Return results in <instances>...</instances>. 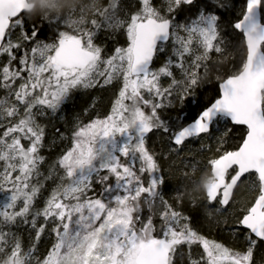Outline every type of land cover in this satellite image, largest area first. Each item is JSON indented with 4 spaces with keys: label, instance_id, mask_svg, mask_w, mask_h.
Returning <instances> with one entry per match:
<instances>
[{
    "label": "snow or ice",
    "instance_id": "1",
    "mask_svg": "<svg viewBox=\"0 0 264 264\" xmlns=\"http://www.w3.org/2000/svg\"><path fill=\"white\" fill-rule=\"evenodd\" d=\"M119 3L91 0L65 14L33 15L27 0H0V56L8 58L0 67V89L7 93L0 97V264H173L180 245L189 253L192 245L202 247L189 264H257L255 254L264 247V0H245L240 16L229 24L238 34L241 55L221 80L218 98L176 131L162 110L173 99L183 102L208 77L212 55L222 53L225 36L231 35L222 19L229 6L226 0L202 5L167 0L165 12L152 0H140L138 10L120 18ZM193 8L185 22L176 21L178 10ZM52 24L71 31L59 30L54 42L40 40L42 26ZM101 27L123 29L126 46L106 54L94 42ZM17 29L33 42L19 58L15 52L22 45L11 38ZM166 49L171 54L153 68L154 58ZM162 77L170 78L168 86L161 84ZM110 85H118L110 112L76 125L71 146L44 176L55 187L43 208H36L46 162L40 118L59 112L77 90ZM222 121L246 126V133L236 149L208 161L212 175L204 184L203 212L215 219L235 203L238 182L250 183L255 195L233 228L243 250L200 234L189 226L190 217L167 202L162 193L167 178L146 143L149 134L162 131L182 146L209 136ZM157 202L163 205L159 235L153 216L140 215L142 204L151 213ZM49 223L54 242L40 255L37 245ZM20 225L34 230L30 246L12 231Z\"/></svg>",
    "mask_w": 264,
    "mask_h": 264
},
{
    "label": "trees",
    "instance_id": "2",
    "mask_svg": "<svg viewBox=\"0 0 264 264\" xmlns=\"http://www.w3.org/2000/svg\"><path fill=\"white\" fill-rule=\"evenodd\" d=\"M28 1L35 5L32 11L33 15H38L41 12L47 11H51L53 14H65L69 12V9H74L77 5L91 3V0H77L76 3L72 4L66 3V0H48L47 3H45V0ZM100 2L106 5L109 0H100ZM152 2L157 9L159 8L165 11V8H167V0H152ZM159 2L161 3L158 6ZM197 2L202 5L209 2V0H197ZM226 2L229 7L222 19L224 20L225 31L231 33V35L225 36L226 45L222 46V53L212 55L208 68V77L194 90L193 94L186 97L183 102L179 99H173L172 106L162 110V116L168 120L170 125H175L173 131L178 130L181 125L186 126L188 123L192 122L204 108L209 106L214 99L218 98L221 80L226 74L234 70L235 65L239 64L241 55L239 37L238 34L234 33L229 27V24L235 22L240 16L245 0H226ZM52 3L55 4L54 7L49 6ZM139 6L140 0H120L117 15L120 18H124L133 11L138 10ZM86 11L88 19L90 20L93 18L91 11ZM194 11V8L191 11L186 9L178 10L177 13L174 14L175 19L177 22L183 23ZM34 21L35 18L33 17L32 21L25 25L24 30L27 31L30 27V23ZM86 27L91 28L90 23L86 25ZM59 30L71 31L70 28L62 24L59 26L56 24L50 26L43 25L38 38L45 42H54ZM11 38L13 42L18 41L22 45L21 48L15 52L17 58L22 56L26 49H30L33 46V42L23 39L20 29H17ZM94 42L102 46L105 53L110 55L115 47L126 46L127 38L123 29L111 30L107 27H101L95 36ZM166 53L167 54L157 55L153 62V68H159L166 61L167 56L171 54L167 49ZM0 57L4 59V65L7 64V56L4 55ZM13 64L15 65V62H13ZM174 71L179 79V70L175 69ZM169 83L170 78L162 77L161 84L163 86L166 87ZM0 91L4 94L3 96L7 95L5 90L0 89ZM117 92L118 85L106 87L97 86L91 89L77 90L73 93L71 100L68 101L59 112L56 114L49 112L46 117L40 118V123L45 126V141L41 154L46 157V162L41 166L42 176L40 180L44 187L37 197L36 208H43L45 200L55 187L54 181L44 180V176H47L48 162L51 158L56 160L65 149L71 146L72 131L77 124H87L91 120L97 117L102 118L110 112ZM57 129H59V133ZM3 131L4 129L0 128V132ZM60 133H63V137H61ZM245 133V129L234 127L229 122L222 121L213 128L209 136L192 139L179 148L172 145L170 134L163 133L162 131H155L149 134V138L146 142L149 150L156 154L158 163L167 178V183L162 187V193L167 202L171 204L175 210L191 218L189 222L191 228L210 240H213L211 237L216 238L218 242L237 250L244 249L240 248V245L244 244V241L242 237H239L238 234L233 231L235 218L228 217V215H226L228 212L220 217L215 216V219H210L205 216L203 212L206 203L204 184L211 177V168L208 161L217 157L225 150L236 149L241 143V139ZM217 149L220 151L218 152ZM193 167L195 171L192 170ZM144 179L147 183V174H145ZM96 190H101L100 185L96 186ZM239 194L234 196V198H238V203L241 207V205H243L242 201L247 197H250L247 200L250 199L251 201L255 192H251L246 197L244 196L242 201L239 200ZM3 198L4 194L0 193V204H2ZM194 199L195 204H193ZM162 208L163 205L157 202V206L150 213L142 204V211L140 213L142 219L150 214L153 216V222L157 228L156 234L158 235L161 231L159 211ZM240 213L238 212L237 215H240ZM42 222L43 218L41 217L37 221L38 226ZM137 227H139V225H137ZM50 229L51 224L49 223L38 242L37 250L40 255L46 254L54 242V236ZM199 230H201V232ZM12 231H16L17 235L22 236L26 245H31L34 230L29 226L20 225L18 230L14 228ZM240 231L241 233L243 232L242 229ZM201 253L202 247L200 245H192L191 253H189L187 246L180 245L177 248V255L174 257L173 264H189L190 257L191 259H197ZM260 264H264L263 260Z\"/></svg>",
    "mask_w": 264,
    "mask_h": 264
},
{
    "label": "rangeland",
    "instance_id": "3",
    "mask_svg": "<svg viewBox=\"0 0 264 264\" xmlns=\"http://www.w3.org/2000/svg\"><path fill=\"white\" fill-rule=\"evenodd\" d=\"M160 3L161 2L158 3V6H159ZM166 9L167 8H165V11H166ZM1 60H3L2 57H0V61ZM251 192H253V193L255 192L253 187L251 186L250 183H245V184H242L239 187V189H238L237 193L235 194V196L240 193L239 194V200L242 201L244 199V196L245 197L248 196V194H250ZM248 198H250V197H247L245 200L242 201L243 205H241V207L239 206L238 198H234L233 200L235 201V203H232L228 208H226V210L222 211L220 214H218L216 216L220 217L223 214L228 212L226 215H228V217H232L233 219L235 218V221H236L237 217L239 216L237 214H238V212L240 213L242 211V207L244 208V207L248 206L247 204L250 202V199L247 200ZM235 221H234V224H235ZM218 225H221V224H218ZM221 226H223V225H221ZM199 231L201 232V230H199ZM211 238L213 240H216V238H213V237H211ZM255 258L257 260V264H260L262 260L264 262V247H261L259 249V251L255 254Z\"/></svg>",
    "mask_w": 264,
    "mask_h": 264
},
{
    "label": "water",
    "instance_id": "4",
    "mask_svg": "<svg viewBox=\"0 0 264 264\" xmlns=\"http://www.w3.org/2000/svg\"><path fill=\"white\" fill-rule=\"evenodd\" d=\"M27 3H28V5H29V7H30V10H31V12L34 10V7H35V5L34 4H32V3H29L28 2V0H27ZM230 123V122H229ZM232 126H234V127H239V128H243V129H245L246 130V126H243V125H233L232 123H230ZM192 139H197V138H191V139H189L188 141H186L185 142V144L187 143V142H189L190 140H192ZM172 145L174 146V147H176V148H179V147H182V146H176V145H174V143L172 142ZM230 172H231V170H229ZM211 175H212V172H211ZM241 186V184L238 182V186H237V188H235L234 190H233V197H234V195L236 194V192H237V190L239 189V187Z\"/></svg>",
    "mask_w": 264,
    "mask_h": 264
},
{
    "label": "bare ground",
    "instance_id": "5",
    "mask_svg": "<svg viewBox=\"0 0 264 264\" xmlns=\"http://www.w3.org/2000/svg\"><path fill=\"white\" fill-rule=\"evenodd\" d=\"M4 94H2V91H0V97H3ZM66 150V149H65ZM54 161V158H51V160L48 162V167H47V174L49 171V165ZM195 190L198 192V190L195 188Z\"/></svg>",
    "mask_w": 264,
    "mask_h": 264
},
{
    "label": "flooded vegetation",
    "instance_id": "6",
    "mask_svg": "<svg viewBox=\"0 0 264 264\" xmlns=\"http://www.w3.org/2000/svg\"><path fill=\"white\" fill-rule=\"evenodd\" d=\"M213 2H214V0H213ZM18 35H19V33H18ZM3 60L0 61V67H2L4 65V61ZM245 132H246V130H245ZM240 248H244V244L240 245Z\"/></svg>",
    "mask_w": 264,
    "mask_h": 264
},
{
    "label": "clouds",
    "instance_id": "7",
    "mask_svg": "<svg viewBox=\"0 0 264 264\" xmlns=\"http://www.w3.org/2000/svg\"><path fill=\"white\" fill-rule=\"evenodd\" d=\"M77 0H66V3L72 4V3H76Z\"/></svg>",
    "mask_w": 264,
    "mask_h": 264
}]
</instances>
